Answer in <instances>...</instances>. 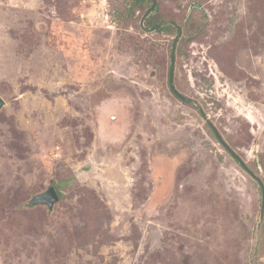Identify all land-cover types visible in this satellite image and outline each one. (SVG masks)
Masks as SVG:
<instances>
[{
    "label": "rangeland",
    "instance_id": "1",
    "mask_svg": "<svg viewBox=\"0 0 264 264\" xmlns=\"http://www.w3.org/2000/svg\"><path fill=\"white\" fill-rule=\"evenodd\" d=\"M120 1L0 0V264H264V0H158L174 84L244 167L170 91L177 33Z\"/></svg>",
    "mask_w": 264,
    "mask_h": 264
},
{
    "label": "trees",
    "instance_id": "2",
    "mask_svg": "<svg viewBox=\"0 0 264 264\" xmlns=\"http://www.w3.org/2000/svg\"><path fill=\"white\" fill-rule=\"evenodd\" d=\"M152 4H153V0H121L119 4L113 6L112 16L114 18V21L121 28L127 29L128 25L131 22L136 21L135 19L139 16V15H137V12L139 10L143 11L142 15L139 16V23L137 24L138 27L142 28L141 24H140V20H141L142 16L147 12V10L152 6ZM169 20L170 21H175V22L177 21V19L174 17V15H166L165 13L162 12L161 3H160V1H158L157 6L147 16V18L145 20V25L147 27H152V26L157 25V24H159V23H161L163 21H169ZM180 26L182 27V24H180ZM170 29H173L175 33L178 32V29L172 24H166L164 26H161L156 31H164V30H170ZM181 50H182V35L180 36V38L178 40L177 47H176L175 66H176L178 52L179 51L181 52ZM169 65H170V67H169V74H168V83H169L170 91L177 98H179L181 101H183L184 103L191 104V105L195 106V104L192 103V101H190L188 99L190 97H188V96H186L183 93H180L178 91V88H177L176 84H174V85H175V88H176L177 92H179L185 98H182L181 96H179L178 93H176L174 91V89L171 87V84H170L171 54H170V64ZM195 107L197 109H199L197 106H195ZM216 135H217V133H216ZM217 137H218V135H217ZM222 144L232 155L235 156V158L242 165V167H244V164L242 163L241 159L238 158L235 155V153H233V151H231V149L226 144H224V143H222ZM257 163H258V161H257ZM260 186H261V191L263 193V185H262V183L260 184ZM58 193H59V195L61 197L62 193L60 191H58Z\"/></svg>",
    "mask_w": 264,
    "mask_h": 264
},
{
    "label": "water",
    "instance_id": "3",
    "mask_svg": "<svg viewBox=\"0 0 264 264\" xmlns=\"http://www.w3.org/2000/svg\"><path fill=\"white\" fill-rule=\"evenodd\" d=\"M158 4V0H153V4L152 6L147 10V12L142 16L141 20H140V24L141 27L143 28V30H145L146 32H154L156 31L159 27L164 26L166 24H172L174 25L177 29L178 32L176 34V36L174 37V41H173V45H172V49H171V69H170V84L171 87L174 89V91L176 93H178L179 96H181L182 98H185L184 96H182L179 92H177L175 85H174V71H175V55H176V47H177V43L178 40L182 34V29L179 25V23L175 22V21H163L157 25H154L152 27H147L145 25V20L147 18V16L149 15V13L157 6ZM190 101H193L192 98H188ZM5 103L4 99L0 97V106H2ZM202 112V115L204 117V119L207 121V123H209L211 125V127L215 130V132L217 133L219 139L221 140L222 143L225 144V141L223 140V138L221 137V135L218 133L216 127L214 126V124L210 121L209 116L207 114H205L201 108H199ZM238 157V156H237ZM239 158V157H238ZM243 163V162H242ZM244 164V163H243ZM60 200V195L56 189V187L51 184L45 191L36 194L32 199H31V204L32 205H37V204H45L49 207V209H53L54 205ZM264 214V186H263V204H262V209H261V216H260V221L263 217Z\"/></svg>",
    "mask_w": 264,
    "mask_h": 264
}]
</instances>
